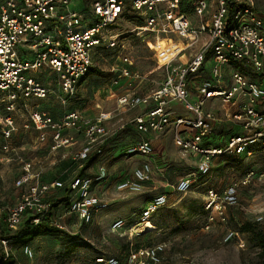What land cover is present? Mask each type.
<instances>
[{
  "label": "built area",
  "instance_id": "1",
  "mask_svg": "<svg viewBox=\"0 0 264 264\" xmlns=\"http://www.w3.org/2000/svg\"><path fill=\"white\" fill-rule=\"evenodd\" d=\"M181 3L182 0H94V22L91 23L85 14L71 8L72 0H0L1 102L6 104L8 112L15 113L21 100L47 99L54 90L33 76V73L47 68L58 79L57 99L66 104L77 94L79 84L94 67L95 54L100 49L120 50L119 35L113 28L129 11H133L142 22L133 30L136 36L175 35L183 43V55L165 61V78L159 89L141 94L135 86L118 96L120 112L143 111L134 118L133 130L139 140L128 154L152 156L155 149L149 136L168 130L172 131L178 148L200 156L197 166L202 177L210 175L215 158H251L264 154V20L253 7L254 1L197 0L195 23L189 15L181 12ZM20 47L26 48L23 54ZM196 47H200L199 51L190 53L191 60L187 61L185 52ZM209 60L213 61L211 80L201 84L199 99L192 102L191 79ZM122 62L126 69L119 74L115 85L119 84V79L130 76V68L135 65L131 54L123 55ZM232 63L237 64L236 69L231 74L230 86H224L223 68ZM249 69L255 77L253 80L246 74ZM211 99L221 101L222 118L214 110L205 109ZM172 103L183 105L194 117L180 116L171 121ZM113 116L115 113H102L87 121L81 113L70 112L55 121L46 112L32 110L27 127L40 133L39 141H45L47 132L51 131L53 149L56 150L70 144L66 131H83L85 141L75 156V160L83 165L93 154H104L112 134L106 124ZM221 119L234 123L243 133H235L221 145H216L211 139L215 124ZM0 127L4 139L10 141L16 130L13 117L0 116ZM10 148L11 145L6 143L4 149ZM151 170L150 165L144 163L134 171V181L120 184L119 190L141 192L143 184L151 180ZM257 178L264 181V175L251 171L242 184L247 185ZM41 179L37 165L26 162L16 183L23 190L20 200L14 205L0 204V222H5L8 231L16 230L28 212L35 216L33 222L36 225L52 216L54 209L49 195L59 189L69 190V201L62 206L63 210L67 215L77 216L83 223H91L95 214L108 208L107 203L92 195L93 178L76 176L68 184L62 181L45 183ZM192 186L190 179H184L175 184L174 189L186 194ZM238 188L239 185L234 184L223 193L209 190L206 210L216 211L225 220L226 208L238 204ZM167 203V196L159 195L148 203L138 221L128 225L129 220H117L112 230H146L152 217ZM51 222L60 230H66L57 215ZM209 228L208 224L206 229ZM9 244V241H1L6 257L10 255ZM23 252L29 258L34 257L30 246L23 247ZM165 255V246L157 244L132 250L124 261L117 257L98 256L95 264H165Z\"/></svg>",
  "mask_w": 264,
  "mask_h": 264
},
{
  "label": "rangeland",
  "instance_id": "2",
  "mask_svg": "<svg viewBox=\"0 0 264 264\" xmlns=\"http://www.w3.org/2000/svg\"><path fill=\"white\" fill-rule=\"evenodd\" d=\"M90 1L72 0L71 8L78 12H90L87 9ZM256 1L257 11L264 18V0ZM192 20L195 23L196 19ZM139 21V15L129 11L114 26L121 48L111 52L100 49L95 54L93 68L103 75L91 74L89 80L94 81L96 86L88 89L86 85L83 99L70 100L67 105L60 103L54 95L49 99L65 107L64 113L72 108L81 111L89 108L87 113H91L95 99L101 102L102 107L114 111L119 94L109 95L107 85L113 86L112 83L126 69L122 57L128 54H131L135 65L130 68V76L119 79L121 82L114 87L122 86L120 91H124L137 86L138 92L144 94L158 89L165 78V60L173 55H183L182 41L172 34L139 38L133 33ZM157 44L158 52L154 49ZM185 53V59H189L191 51ZM232 65L237 66L236 63ZM248 72L253 75L252 70ZM250 74L248 78H252ZM33 76L37 77V73ZM44 78L49 83L55 79L46 75ZM101 79L110 82L101 84ZM1 99L0 115L5 118L12 116L16 130L7 142L0 127V204L14 205L20 200L23 190L16 183L28 159L42 161V182L59 179L68 184L79 171L81 163L75 160V156L78 150L76 141L81 139L76 138L75 142L65 147L53 149L48 132L46 140L39 141L40 133L33 127H26L30 112L39 105V101L28 103V107H23L20 115H16L6 111V104ZM43 103L50 107L47 101ZM141 113V110L128 111L116 118L109 128L116 135L109 143L107 141L104 157L96 159L95 169L99 171V167L105 165L106 175L95 184L94 192L108 200V209L95 216L89 224L74 216H60L66 227L65 233L35 238L28 245L33 250V258L24 254L23 245L10 243L8 250L12 264H95L98 256L118 257L124 261L130 249L157 244L166 248L165 264H264V253L255 242L256 234H264V181L257 178L247 185L242 184L251 171L264 175V154L246 159L216 158L210 175L206 177L198 174L195 160L189 154L173 145L174 139L167 141L166 147L156 149L155 155L129 157L128 150L133 142L132 137L127 138V133H132L130 127H133V120ZM123 125L125 130L118 133ZM6 143L11 145L9 150L4 149ZM144 163H148L152 170L151 180L143 184L142 191L119 190L122 181H134L135 169ZM184 179H190L193 186L188 193L181 194L175 191L174 186ZM234 184L239 185L238 204L226 208L225 220L216 211L206 210L209 190L223 193ZM56 191L49 197L58 207V201L64 199V191ZM159 194L167 196L168 203L152 217L154 229L112 230V224L118 219L129 220L128 224L138 221L144 208ZM208 224L210 228L206 229ZM247 226L248 230H245Z\"/></svg>",
  "mask_w": 264,
  "mask_h": 264
},
{
  "label": "crops",
  "instance_id": "3",
  "mask_svg": "<svg viewBox=\"0 0 264 264\" xmlns=\"http://www.w3.org/2000/svg\"><path fill=\"white\" fill-rule=\"evenodd\" d=\"M94 0H91L90 2H89V4H88V8L87 9H89L90 10V12H85V11H81L80 13H83V14H85V16H86V20H91L90 22L91 23H93L94 22V19H93V17H92V2H93ZM254 1V3H253V7L255 8V10L257 11V8H256V3H257V1L256 0H253ZM181 9V8H180ZM74 11H77V10H75V9H73ZM78 12V11H77ZM258 12V11H257ZM258 14H259V12H258ZM260 15V14H259ZM190 16V18H191V20L193 19V18H195L196 19V21L195 22H197V18H196V16L194 15V13L193 14H191V15H189ZM261 16V15H260ZM262 17V16H261ZM89 18V19H88ZM263 18V17H262ZM263 20H264V18H263ZM193 21V20H192ZM90 23V24H91ZM141 24V23H140ZM139 24V25H140ZM156 44V43H155ZM158 46V44L157 45H154V49L156 50V52H158L157 51V47ZM182 46H183V43H182ZM183 48V47H182ZM26 48L25 47H20L19 48V51H20V53L21 54H23V51L25 50ZM199 49H200V47H196L194 50H192L191 51V53L192 54H195V53H197L198 51H199ZM107 51V50H106ZM110 52L111 51H113V50H109ZM109 51H107V52H109ZM181 52H183V51H181ZM174 56V55H173ZM169 59V58H168ZM167 60V59H166ZM165 60V61H166ZM189 60H191V59H188L187 61H189ZM186 60H185V63L187 62ZM165 63V62H164ZM212 67H213V61L212 60H209L206 64H205V66L199 71V73L197 74V75H194L193 77H192V79H191V82H190V94H191V96H190V100L192 101V102H196L198 99H199V94H198V89H199V87L201 86V84L204 82V81H208V80H211V70H212ZM236 69V67L235 66H233L232 64L230 65V66H227V67H224L223 68V74H224V83H223V85L224 86H230V83H231V74H232V72L234 71ZM237 69H239V70H242L240 67H237ZM243 71V70H242ZM246 74L248 75V74H250L249 72H246ZM44 75H46V77L48 76L49 77V79H51V78H55V79H53V81H51L50 83H49V81H45L44 79ZM251 75V74H250ZM249 76V75H248ZM252 76V78H255L253 75H251ZM35 77V76H34ZM91 76H87L85 79H83L82 81H81V83L79 84V87H78V91H77V94L75 95V96H73V97H71V98H69L68 99V101H67V103L66 104H64V105H67L68 104V102L70 101V100H72V101H74L73 99H75V100H81V99H83L82 97H83V88L87 85L88 86V89H93L95 86H96V84H94V81H90L89 80V78H90ZM36 79H38L40 82H42L44 85H46V86H50L53 90H54V93L52 94V95H54L55 97H56V99H57V96H56V94L59 92V85H58V79L56 78V75L53 73V72H51L50 70H48L47 68H45V69H42L40 72H38L37 73V77H35ZM251 78V80H253ZM106 82L108 83V82H110L109 80H102L101 79V84H106ZM121 82V81H120ZM119 82V83H120ZM112 85L113 86H110L109 87V85H107V92L109 93V95H112V97L113 96H117L118 94L120 95L123 91H120L121 90V87L122 86H118V87H114V82L112 83ZM160 88V87H159ZM158 88V89H159ZM157 90V89H156ZM120 91V92H119ZM141 94H144V93H141ZM118 95V96H119ZM49 98H51V95L48 97V100L47 99H45V100H35V99H33V100H21L19 103H18V106H17V112H15L16 113V115H20V113H21V111H22V108L24 107V108H27L28 107V103H32V102H34V101H39L40 103H39V105H37V106H35L32 110H38V111H41V112H46V113H48L55 121H60L66 114H68V113H70V112H79V113H81V115L83 116V118L85 119V120H87V121H89V120H94V119H96V118H98L99 117V115L100 114H102V113H115V116H113V119L112 120H110L109 122H107V124H106V126H107V128L109 129L110 128V126L111 125H113V123L115 122V120H116V118L117 117H119V116H123V114H126L127 112H120L119 110H118V108H117V106H116V108L114 109V111H110V110H108L107 108H104V107H102V105H101V102L99 101V100H96L95 99V102H94V106L92 107V109H93V111L91 112V113H87V111L89 110V108L88 109H84V111H81V110H77L76 108H72V109H69V111L68 112H66V113H64L65 112V107H62L61 105H59V104H57L56 102L54 103V101H52L51 99H49ZM118 99V98H117ZM58 100V99H57ZM44 101H47V103H49V108H47L46 107V105H45V103H43ZM59 101V100H58ZM60 102V101H59ZM23 105H22V104ZM61 103V102H60ZM25 104V105H24ZM221 101L219 100V99H211V100H209L207 103H206V107H205V109L206 110H214L217 114H219V117H221L222 115H221V113H220V108H221ZM53 107H55V109H53ZM69 108H70V106H69ZM91 109V110H92ZM170 109H171V111L173 112V114H172V118H171V121L172 120H174L176 117H180V116H184V117H194V115L191 113V112H188L185 108H184V106L183 105H181V104H178V103H172L171 104V106H170ZM31 110V111H32ZM48 110V111H47ZM7 111V110H6ZM142 111V110H141ZM86 112V113H85ZM52 113H54V115L52 114ZM64 113V114H63ZM142 113H143V111H142ZM1 114V113H0ZM1 116V115H0ZM23 116V115H22ZM222 118V117H221ZM134 121V120H133ZM27 122H29V118H28V120H27ZM27 127V126H26ZM126 126H121L120 127V129L118 130V133L119 132H123V130H125L124 128H125ZM222 127V129H220ZM129 129V128H128ZM110 130V129H109ZM130 130L132 131V133L131 132H129V133H127V138L128 139H130V137H132V145L134 144V143H136L138 140H139V136L137 135V133H135L134 132V130H133V127H130ZM2 132V131H1ZM112 132V134H111V136H110V138H109V140H111L113 137H115V135H116V133L115 132H113V131H111ZM235 133H237V134H242L243 132H242V130L238 127V128H236L235 127V124L234 123H232V122H230V121H226V120H224V119H221V120H218V122H216V124H215V133H214V135H213V138L211 139V143H213V144H216V145H221L222 144V142L225 140V139H227L229 136H232V135H235ZM131 134V135H130ZM65 136L66 137H69L70 138V140H71V142H75V139L77 138V139H81L80 141H76V144H78V150H77V152H76V154L81 150V148H82V145L84 144V141H85V135H84V132L83 131H77V130H68V131H66L65 132ZM135 137H136V139H135ZM49 138H52V141H53V133L51 132V131H48V139ZM173 138H174V136H173V133H172V131L171 130H168V131H166L165 133H163V134H160V135H150L149 136V139L151 140V142H152V144H153V146H154V149L156 150V149H162V148H164V147H166L167 146V141H173ZM134 139V140H133ZM109 140H108V143H109ZM108 143H107V145H108ZM52 145H53V143H52ZM173 145L176 147V148H178L176 145H175V143L173 142ZM178 149H180V148H178ZM105 150L106 149H104V153H105ZM154 150V152L156 153V151ZM181 150V149H180ZM184 152V151H183ZM155 153H154V155H155ZM185 153H187V152H185ZM187 154H189V156H191V158H193L194 160H195V163H196V167H197V172H198V162H199V160H200V156L199 155H194V154H191V153H187ZM131 155H129V157H130ZM98 157H100V158H102V157H104V154L102 155V156H97V155H95V154H93L92 156H91V158L89 159V161H87V162H85L83 165L82 164H80V166H79V171H78V173H76L74 176H73V178L74 177H76V176H84V177H90V178H93V185H92V190H91V192H92V195H94V196H96V197H99L101 200H103L105 203H107V205H108V207H109V202H108V200L106 199V198H103L102 196H100V195H98V194H96L95 192H94V186H95V184L98 182V181H100V180H102V179H104L105 178V175H106V170H105V165L104 166H100L99 167V171L98 170H96L95 169V167L97 166L96 164L98 163L97 161H96V159L98 158ZM224 157V156H223ZM219 158V157H218ZM221 158V157H220ZM91 159H94V161H93V163L91 164V166L88 168V169H85V166H86V164H88V162H90V160ZM216 159V158H215ZM214 159V160H215ZM34 162L36 165H37V168L39 169V171L42 173V169H43V167H42V165L40 166V164H42V161L41 160H38V158H35V159H28V160H26L25 161V163L26 162ZM96 161V162H95ZM214 162V161H213ZM24 163V164H25ZM143 165V164H142ZM142 165H139V167H137V168H140ZM136 168V169H137ZM135 169V170H136ZM94 171V172H93ZM92 173H94V174H92ZM97 177H101L99 180L98 179H96ZM19 178V177H18ZM72 178V179H73ZM71 179V180H72ZM53 181H61V180H59V179H56V180H52V181H44L45 183H51V182H53ZM63 182V181H62ZM71 182V181H70ZM123 183H124V181H122ZM122 182H121V184H122ZM64 183H66V182H64ZM178 183V182H177ZM176 183V184H177ZM59 191H64V195L62 196V197H66V198H68V193H69V190H62V189H59V190H57L56 192H59ZM52 195V194H51ZM51 195H49V196H51ZM74 195V194H73ZM159 195H161V194H159ZM158 195V196H159ZM157 197V196H156ZM61 198V197H60ZM60 198L58 199V200H60ZM62 199V198H61ZM49 200H52L50 197H49ZM57 200V201H58ZM62 206L63 205H59V208L55 211L54 210V213L56 214L57 212H58V214H57V217H59L60 218V216H63V217H73L74 215H67V213L63 210V208H62ZM108 209V208H107ZM106 209V210H107ZM145 209V208H144ZM103 211H105V210H103ZM103 211H100L99 213H97V214H95L94 216H93V218L95 217V216H97V215H99L100 213H102ZM74 217H77V216H74ZM78 218V217H77ZM61 219V218H60ZM79 219V218H78ZM80 220V219H79ZM118 220H121V219H118ZM81 221V220H80ZM117 221V220H116ZM116 221H114V222H116ZM114 224V223H113ZM112 224V225H113Z\"/></svg>",
  "mask_w": 264,
  "mask_h": 264
},
{
  "label": "trees",
  "instance_id": "4",
  "mask_svg": "<svg viewBox=\"0 0 264 264\" xmlns=\"http://www.w3.org/2000/svg\"><path fill=\"white\" fill-rule=\"evenodd\" d=\"M197 0H182L181 3V12L187 15H191L194 13V8L196 5ZM139 23H142L139 21ZM94 72L103 75L101 72H99L97 69L92 68L88 74V76H91ZM224 157H230V158H235L232 156H224ZM239 159H246V158H241L237 157ZM94 159H91L88 164H86L85 169H88L91 164L93 163ZM53 205V209L56 210L59 208V205H67L68 203V198H64L63 200L58 201V207H56V203L50 200ZM55 213L48 217L47 219H43L39 224H34V219L35 216L28 212L23 220L21 225L14 231H8L6 228L5 222H0V264H12V256L9 255V257H6V253L1 245L2 240L9 241L10 243H17L20 245H23V247L28 246L35 238L41 237V236H46V235H56V236H61L62 234L65 233V231L60 230L56 226H54L51 222L53 219ZM130 225V224H128ZM245 230H248V226L245 228ZM255 242L256 245L262 249L264 253V234H256L255 235ZM145 247V246H144ZM149 247V246H146ZM141 247H136V249H139ZM136 249H130L127 256L130 254L132 250ZM118 258V257H117ZM127 258V257H126ZM120 259V258H119Z\"/></svg>",
  "mask_w": 264,
  "mask_h": 264
},
{
  "label": "bare ground",
  "instance_id": "5",
  "mask_svg": "<svg viewBox=\"0 0 264 264\" xmlns=\"http://www.w3.org/2000/svg\"><path fill=\"white\" fill-rule=\"evenodd\" d=\"M148 229H149V230L154 229V225H153L152 223H150V224L148 225Z\"/></svg>",
  "mask_w": 264,
  "mask_h": 264
}]
</instances>
